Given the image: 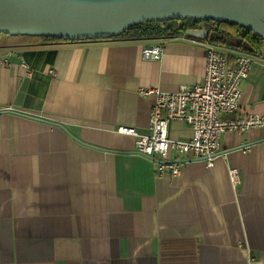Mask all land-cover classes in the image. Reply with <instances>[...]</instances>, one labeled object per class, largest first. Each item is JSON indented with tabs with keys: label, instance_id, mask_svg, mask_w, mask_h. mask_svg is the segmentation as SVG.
<instances>
[{
	"label": "crops",
	"instance_id": "crops-1",
	"mask_svg": "<svg viewBox=\"0 0 264 264\" xmlns=\"http://www.w3.org/2000/svg\"><path fill=\"white\" fill-rule=\"evenodd\" d=\"M156 44L162 58L144 60L142 49ZM209 47L244 54L187 34L80 42L0 34V264H264V128L225 133L214 168L184 158L176 178L158 176L157 160L117 133L147 134L154 102L142 90L202 81ZM246 55L240 108L224 121L264 115V45ZM169 133L193 135L178 121Z\"/></svg>",
	"mask_w": 264,
	"mask_h": 264
},
{
	"label": "built area",
	"instance_id": "built-area-1",
	"mask_svg": "<svg viewBox=\"0 0 264 264\" xmlns=\"http://www.w3.org/2000/svg\"><path fill=\"white\" fill-rule=\"evenodd\" d=\"M177 20L176 27H181ZM185 21V20H184ZM208 31L218 28V21L207 22ZM164 47L160 44L142 49L144 60L159 61ZM248 55L234 60L213 47L206 51V69L203 80L193 86H181L176 92L145 89L141 94L153 99L149 131L139 133L134 127L120 126L117 133L134 137L135 153L156 162L158 176L176 178L181 174L185 159L205 161L212 169L221 155L222 138L227 132L244 134L251 128H264V115L247 114L234 121H224L222 116L239 110L242 98V83L249 77L252 62ZM8 63V60H5ZM26 69V77L33 72ZM173 121L183 122L192 130L189 140H174L169 129ZM185 158V159H184ZM234 185L239 182L236 170H230Z\"/></svg>",
	"mask_w": 264,
	"mask_h": 264
},
{
	"label": "water",
	"instance_id": "water-1",
	"mask_svg": "<svg viewBox=\"0 0 264 264\" xmlns=\"http://www.w3.org/2000/svg\"><path fill=\"white\" fill-rule=\"evenodd\" d=\"M201 21L187 35L206 40L207 22H231L264 41V0H0V34L107 40L144 23Z\"/></svg>",
	"mask_w": 264,
	"mask_h": 264
},
{
	"label": "trees",
	"instance_id": "trees-1",
	"mask_svg": "<svg viewBox=\"0 0 264 264\" xmlns=\"http://www.w3.org/2000/svg\"><path fill=\"white\" fill-rule=\"evenodd\" d=\"M181 22L180 28L176 27L177 20L164 23H144L132 27L121 36L113 39L148 40L162 37H176L187 34L189 30L198 29L201 21L182 20ZM44 39L46 41L70 42L53 38ZM205 41L214 46L237 50L249 55H258L264 45V41L259 36L231 22H219L216 30H209V35ZM234 59L230 58V60Z\"/></svg>",
	"mask_w": 264,
	"mask_h": 264
},
{
	"label": "rangeland",
	"instance_id": "rangeland-1",
	"mask_svg": "<svg viewBox=\"0 0 264 264\" xmlns=\"http://www.w3.org/2000/svg\"><path fill=\"white\" fill-rule=\"evenodd\" d=\"M245 54V53H244ZM246 55V54H245Z\"/></svg>",
	"mask_w": 264,
	"mask_h": 264
}]
</instances>
